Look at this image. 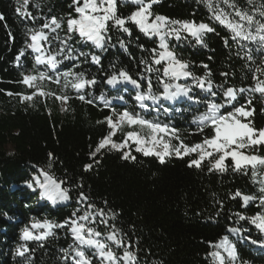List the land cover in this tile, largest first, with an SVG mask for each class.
<instances>
[{
    "label": "trees",
    "instance_id": "trees-1",
    "mask_svg": "<svg viewBox=\"0 0 264 264\" xmlns=\"http://www.w3.org/2000/svg\"><path fill=\"white\" fill-rule=\"evenodd\" d=\"M239 2L244 4L245 0ZM71 4L72 0H40V9L31 3L28 7L38 17L66 18L69 13L75 15ZM22 5L23 0H0V14L4 16V20H0V264H29L28 260L16 255L22 244H27L32 250L26 254L30 256V264H64L61 249L73 243L66 229L57 230L55 237L43 242H25L20 237L23 229L30 227L34 220L64 222L81 207L77 204L81 191L76 187L78 184L83 185L82 190L98 208L119 213L115 223L135 245L132 250L137 251L140 264H213L209 256L214 250L212 245L224 236L236 245L240 264H264V249L246 240L264 239V235L234 215L240 212L252 216L260 209L255 203L245 208L239 198L230 199V194L237 189L245 194L259 195L258 185L252 183L250 176L231 170L222 175L209 173L206 163L202 169L189 168L188 161L192 158L189 156L180 159L173 155L161 164L155 156L145 157L135 151L132 154L136 161L132 162L122 160L118 151L105 149L96 157L99 164H95L90 153L108 133L107 125L97 121L111 115L109 109L99 101L92 105L84 103L76 99L75 92L71 90L67 104L51 96L45 99L37 95L32 101L21 99L33 91L20 81L22 73L32 70L35 56L26 49L28 28L33 25L16 11L18 7L22 9ZM133 10L134 6L130 4L121 3L119 6V13L124 16ZM153 11L171 19L212 23L207 7L198 0H160ZM41 23L42 18L36 25ZM214 26L217 32L207 35L206 48L182 42L175 49L177 55L191 62L197 75L204 74L205 69L201 65L207 64L216 83L225 79L221 72H228V83L249 87L253 83L251 73L244 68L245 61L236 56L237 45L230 42L231 47H225L222 37L230 34L222 26ZM131 27L133 37L126 51L118 45H109L102 53L103 70L95 65H84V68L89 76L97 79V84L88 89L92 94L89 99L102 94L108 98L123 95L124 101L114 100L121 103L113 101L117 110L128 108L139 112L132 99L133 89L124 85L113 88L104 82L105 76L112 72L113 64L135 76L139 71V59L147 55L140 52L138 45L155 47L154 41L144 37L135 26ZM113 39H116L115 33ZM77 47L84 51L94 50L90 45L78 44ZM22 49H25V55L18 62L16 57ZM254 55L259 62L261 53L254 52ZM69 67L71 62H65L61 70ZM125 87L129 90L124 91ZM44 89L58 92L55 84L47 82ZM8 92L14 95L9 96ZM253 103L255 126L264 128V113L261 112L264 99L257 94ZM143 115L149 120L157 116L155 112ZM192 118V112L159 115L161 122L180 129V136L188 145L203 138L202 134L196 133ZM113 139L119 142L122 135L118 133ZM132 147L134 149L135 145ZM49 153L55 158L51 168L48 167ZM89 163H93L94 168L86 172L84 166ZM40 169L67 180L66 186L72 188L71 200L53 204L41 198L39 189L33 191L29 188L28 183L39 175ZM217 201H222V209ZM232 227L247 231L238 234L228 232L227 229ZM100 230L105 231L103 226ZM118 251L122 255V250Z\"/></svg>",
    "mask_w": 264,
    "mask_h": 264
},
{
    "label": "snow or ice",
    "instance_id": "snow-or-ice-1",
    "mask_svg": "<svg viewBox=\"0 0 264 264\" xmlns=\"http://www.w3.org/2000/svg\"><path fill=\"white\" fill-rule=\"evenodd\" d=\"M159 2L72 0L70 7L74 8L75 15L69 13L65 18L38 17L28 6L31 3L40 9V0H23V10L18 7L16 11L33 25L28 28L26 49L35 56L32 70L22 73L20 81L33 91L21 99L32 101L37 95L45 99L51 96L67 104L71 98L68 92L71 90L75 92L76 99L90 105L99 101L104 108L109 109L111 115L97 121L107 125L108 133L90 153V159L95 164H99L96 157L105 149L118 151L122 160L132 162L136 161V156L132 154L135 151L145 157L155 156L161 164L173 155L180 159L189 156L192 157L188 161L189 168L202 169L206 163L209 173L222 175L231 170L233 173L250 176L252 183L258 185L259 195L245 194L237 189L230 194V199L239 198L245 208L250 203L256 204L260 210L255 215L246 216L240 212L234 215L264 235V155H261L264 152V128L255 126L256 109L253 103L257 94L264 99V0H245L244 4L239 0H198L207 7L212 23L171 19L156 14L153 8ZM121 3L134 6V10L127 16L120 14ZM41 18L43 23L37 26L36 22ZM0 20H4L2 14ZM130 25L135 26L148 40L154 41L155 47L138 45L140 52L147 55L139 59V71L135 76L125 68L117 69L113 64V70L105 76L104 82L113 88L130 85L134 90L132 99L140 109L139 112L128 108L117 110L113 101H124L123 95L108 98L102 94L89 99L92 94L88 89L97 84V79L89 76L84 68V65H95L103 70L102 53L109 45H118L126 51L133 37ZM214 25L222 26L230 34L222 37L225 47H231L230 42L237 45L236 56L245 61L244 68L251 73L253 83L249 87H236L228 83V72H221L220 75L225 79L216 83L207 64L201 65L205 69L204 74L197 75L192 70L191 62L177 55L175 49L182 42L206 48L207 35L217 32ZM113 33L116 34L115 41ZM78 44L90 45L94 50L84 51L82 47H77ZM254 52L261 53L259 62ZM24 55L25 49H22L16 60L19 62ZM65 62H71V67L61 70ZM45 82L55 84L58 92L46 91ZM123 90L129 89L125 87ZM6 94L14 95L11 92ZM145 112H155L157 116L149 120L143 115ZM173 112L193 113L191 123L195 125L196 133L203 135L200 142L186 144L180 136L179 128L159 120L161 113ZM261 112L264 113V108ZM118 133L122 135L119 142L113 139ZM54 159L53 154L49 153V168ZM93 168L94 164L89 163L84 166V171ZM67 183V180L58 179L40 169L39 175L32 178L28 187L33 191L39 189L42 199L57 204L72 198V188L66 186ZM76 187L81 188L77 197V204L81 207L64 222L34 220L30 227L23 229L21 240L43 242L49 237H55L57 230L66 229L73 243L61 249L64 264H140L137 251L132 250L135 245L115 223L119 213L98 208L90 202V196L82 190V184ZM217 203L222 209V201ZM100 226L105 231H101ZM227 231L238 234L247 229L232 227ZM246 240L264 249V239ZM212 247L214 250L209 256L213 264H240L237 247L228 236L222 237ZM118 250H122V255ZM31 251L27 244H22L17 248L16 255L28 260L30 264V256L26 254Z\"/></svg>",
    "mask_w": 264,
    "mask_h": 264
},
{
    "label": "rangeland",
    "instance_id": "rangeland-1",
    "mask_svg": "<svg viewBox=\"0 0 264 264\" xmlns=\"http://www.w3.org/2000/svg\"><path fill=\"white\" fill-rule=\"evenodd\" d=\"M125 86V85H124ZM127 87H130L131 88V86L130 85H128ZM114 102H118V101H114ZM118 103H121V102H118Z\"/></svg>",
    "mask_w": 264,
    "mask_h": 264
}]
</instances>
